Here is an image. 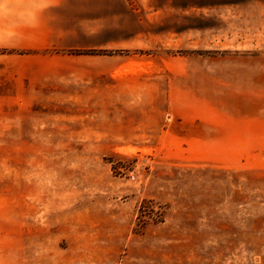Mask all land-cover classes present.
I'll return each instance as SVG.
<instances>
[{
	"label": "rangeland",
	"instance_id": "374dc122",
	"mask_svg": "<svg viewBox=\"0 0 264 264\" xmlns=\"http://www.w3.org/2000/svg\"><path fill=\"white\" fill-rule=\"evenodd\" d=\"M32 53L0 48V264H264V145L200 153Z\"/></svg>",
	"mask_w": 264,
	"mask_h": 264
},
{
	"label": "crops",
	"instance_id": "0c3cea01",
	"mask_svg": "<svg viewBox=\"0 0 264 264\" xmlns=\"http://www.w3.org/2000/svg\"><path fill=\"white\" fill-rule=\"evenodd\" d=\"M57 3L38 26L0 46L33 51L23 64L8 65L10 71L37 63V70L56 74L64 99L86 88L96 99L104 89L106 104L163 106L158 118L143 121L156 119L157 135L184 137L185 146L200 153H236L239 159L264 145V0ZM50 48L60 51H44ZM68 49L122 53L62 52ZM102 77L109 82L90 85ZM68 80L79 85H65Z\"/></svg>",
	"mask_w": 264,
	"mask_h": 264
},
{
	"label": "clouds",
	"instance_id": "9594fccd",
	"mask_svg": "<svg viewBox=\"0 0 264 264\" xmlns=\"http://www.w3.org/2000/svg\"><path fill=\"white\" fill-rule=\"evenodd\" d=\"M56 6L57 0H0V46L38 26L42 14Z\"/></svg>",
	"mask_w": 264,
	"mask_h": 264
},
{
	"label": "trees",
	"instance_id": "16d2710c",
	"mask_svg": "<svg viewBox=\"0 0 264 264\" xmlns=\"http://www.w3.org/2000/svg\"><path fill=\"white\" fill-rule=\"evenodd\" d=\"M45 52L55 51L59 52L60 50L57 49H45ZM66 54H73V55H81V54H88V55H99V54H112V53H122V50H106V49H68L62 51ZM142 206L139 208L141 209Z\"/></svg>",
	"mask_w": 264,
	"mask_h": 264
}]
</instances>
